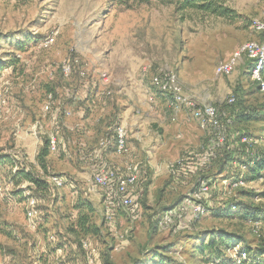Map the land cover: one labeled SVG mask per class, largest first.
Returning a JSON list of instances; mask_svg holds the SVG:
<instances>
[{
	"label": "rangeland",
	"instance_id": "rangeland-1",
	"mask_svg": "<svg viewBox=\"0 0 264 264\" xmlns=\"http://www.w3.org/2000/svg\"><path fill=\"white\" fill-rule=\"evenodd\" d=\"M212 2L215 11L182 8L176 0H0V90L5 100L0 109V160L10 155L15 162H0V264H88L81 242L97 249L94 264H104L107 253L112 264H147L153 257L157 262L160 258L155 255L164 264H208V256L199 257L194 246L199 245L200 235L207 241V233L215 230L238 234L239 248L264 247V218L255 224L237 216L217 218L211 211L190 224L177 218L168 227L150 232L151 220L159 223L162 213L185 200L200 181L212 186L207 205L214 211L241 202L264 215V178L250 180L239 161L248 160L252 153L264 154V94L250 79L244 57L229 75L216 74L220 63L232 60L254 37L252 21L264 15V0ZM51 37L53 42L45 46ZM11 59L14 65H6ZM70 64L71 74L65 76L63 66ZM165 75H173L182 92L198 105L215 106L220 128L202 132L188 116L185 129L189 132L161 144L177 132L165 131L160 119H154L152 129L155 134L160 131L159 142L152 146L144 132L143 147L135 146L132 154V161L139 162L137 189H144L135 207L117 205L120 211L108 212L95 197L77 196L70 186L82 191L84 179L75 175L76 181L67 178L60 190L49 188L40 195L22 182L21 192H14L10 174L19 161L44 178L33 154L51 131L50 117L42 110L49 93L55 108L59 99L71 101L87 91L86 85L93 84L96 95L98 88H109L114 94L103 102L118 97L120 102H114L112 109L119 116L126 108L134 110V102L150 106L148 98L153 96L170 100L169 93L152 85L154 77ZM231 96L235 102L229 105ZM250 109L260 113V120L234 123L235 113ZM230 128L235 137L227 136ZM131 134L129 130L128 144ZM241 135L251 142L242 143ZM182 159L187 168L174 177L175 164ZM49 166L51 174L73 175L70 164L49 160ZM242 192L249 197L240 198ZM27 194L38 201L36 220L27 215ZM64 197L61 206L57 199ZM82 203L90 205L92 213L85 206L79 209ZM81 214H87L88 225L98 227L99 234L75 237L69 231L76 228ZM126 232L121 242L118 235Z\"/></svg>",
	"mask_w": 264,
	"mask_h": 264
},
{
	"label": "crops",
	"instance_id": "crops-1",
	"mask_svg": "<svg viewBox=\"0 0 264 264\" xmlns=\"http://www.w3.org/2000/svg\"><path fill=\"white\" fill-rule=\"evenodd\" d=\"M91 85L92 87L86 85L85 87L87 88V91H83L82 94L80 93L74 100L70 101V99L66 100L58 98L59 101H57V106L60 107L62 114L59 118L49 115V122L52 124L49 134L51 132L56 134L62 141L63 146L58 153L49 155L48 160H53L61 164L67 163L72 165L70 166L72 173H70L73 175H62L66 181L67 178L73 181H76V177L84 179L81 185V188L83 189L82 191L80 189V191H78L77 187L70 186L72 190H75L73 192L74 194L77 196H93L96 200L105 203L106 208L110 209L108 212H116L120 211L117 207V200L119 197L116 190L113 188L102 189L93 187L91 185V180L94 174L99 169L113 168L119 174L125 175L130 173L131 170L139 168V162L137 163L132 161V154L134 152L133 150H135V146L143 147V141L145 140L142 139V134L147 132V135H149L151 139L152 146L156 144V142L158 143V140L160 139V131L155 134L152 129V126L156 124L154 119H160V123L166 126L162 127L165 131H172L173 128V130L177 132L176 136L172 135L171 137H168L169 140H163L161 142V144H166L167 141L174 142L179 137H183V134L186 135L187 132H189L185 129V127H189L186 126L185 123L187 121V117L191 115L185 110L175 111L171 107L169 99L162 95L160 97L153 96L148 98L151 103L150 106L148 105L146 108L144 107V101H140L141 106L139 107V104L137 103L138 105H136V103L132 100L134 102L133 105L135 109L126 108L121 115L117 116L114 113V109H112V104L114 102H120L118 97L114 96L110 99V102L107 100L106 102H103V98L99 97V93L101 91L100 88L97 89L98 91L96 95L94 93L93 84ZM93 95H96V97L94 96L92 99ZM89 107L90 110L87 112L86 110ZM66 110L71 112L70 116H66L64 114ZM116 123L122 124L132 133L130 138L133 139L128 144V152L123 156H117L112 150L108 149L102 151L97 146L100 137L107 133L108 129L111 128L110 126ZM197 126V122L195 121L194 127L197 128ZM38 149H34V159L36 158ZM145 180L146 178L143 177L142 181L145 182ZM143 190L144 189L141 187L138 189V197L142 194ZM71 196H73V194H70V197ZM50 198H56L55 194L53 193ZM58 199L57 201H62L61 203L58 202L61 206L64 200L66 201V197H64L63 200H61V198ZM65 203L66 202H64V204ZM183 203L184 200L182 202L179 201L176 205L171 207L172 210L168 209L169 212L164 211L160 219L164 220V218L169 217L171 223L172 219L175 220L177 218H181L184 225L187 223L190 224L193 217L190 210H182V206L184 205ZM139 216L140 214H137L134 217L138 218ZM42 223L46 224L47 222L46 220H43ZM168 225L166 227H168Z\"/></svg>",
	"mask_w": 264,
	"mask_h": 264
},
{
	"label": "built area",
	"instance_id": "built-area-1",
	"mask_svg": "<svg viewBox=\"0 0 264 264\" xmlns=\"http://www.w3.org/2000/svg\"><path fill=\"white\" fill-rule=\"evenodd\" d=\"M252 29L254 37L245 42L239 49L236 56L224 63H220L216 67V74L220 76L229 75L236 65V62L239 58L244 57L246 61L250 63L249 68V77L250 79L257 83L260 87V91L264 93V83L261 78V72L264 68V15L259 18H255L252 21ZM53 42V38H48L45 41V46H48ZM72 63L77 64V61ZM71 63V64H72ZM67 65L63 66V74L69 76L71 74L72 66ZM105 78V77H104ZM106 80V79H105ZM104 81V80H103ZM152 85L156 88L162 89L165 92L171 95L170 105L175 111L185 110L188 111L191 117L197 122L199 129L202 132L215 131L220 128V122L218 119V111L215 106L211 104H202L198 105L194 99L188 95H185L182 92L181 86L173 75H165L164 79L160 77H154L152 79ZM4 92L0 90V109L5 105V100L3 96ZM114 94V91L105 88L100 91L99 95L103 99L111 98ZM54 96L52 93H49L46 96V100L43 104L42 110L45 114L51 115L52 117L59 118L62 114L60 107H52ZM235 102V97L231 96L228 98L227 103L233 104ZM66 116H70V112L66 110L64 113ZM58 116V117H57ZM36 125H39V122H36ZM108 129L98 140V148L100 150H112L115 155L123 156L128 152V130L122 124L116 123ZM48 139V150L49 154L53 155L58 153L63 143L56 134H49ZM220 143L223 142V137L219 138ZM242 143L249 144L251 141L247 137L240 139ZM185 161L179 160L175 164V172L172 175L175 177L178 175L180 170L186 169ZM245 169V167H242ZM16 167L13 172H15ZM136 169L131 170L128 174H119L113 168H103L99 169L91 180V185L96 188L108 189L113 188L116 190L119 199L117 200L118 204L121 207L126 209L133 208L136 206V201L138 200V189L137 181L138 176ZM178 170V171H177ZM177 174V175H175ZM48 184L53 187L54 190L62 189L66 180L63 176L50 175L46 178ZM236 186V184H234ZM212 193V186L209 181H200L197 186V189L193 191L185 200L182 210L188 209L193 217L192 220H197L210 212V206L207 205L208 197ZM27 206L28 211L27 215L30 220L37 219L40 212L37 210L38 201L33 196L27 194ZM110 225H114V219H110ZM256 222V223H255ZM258 221H254L257 224ZM170 223L169 217L164 218V220L159 221V228H164ZM127 237V232L124 234H119L118 239L121 242H125ZM80 249L85 252V258L88 264L96 263L97 249L89 245L87 242L80 243ZM227 256L233 260L235 264H241L242 261L247 260V254L241 250L239 247H236L227 252Z\"/></svg>",
	"mask_w": 264,
	"mask_h": 264
},
{
	"label": "trees",
	"instance_id": "trees-1",
	"mask_svg": "<svg viewBox=\"0 0 264 264\" xmlns=\"http://www.w3.org/2000/svg\"><path fill=\"white\" fill-rule=\"evenodd\" d=\"M123 1H129V0H123ZM139 3H149L150 1H157L161 3L165 2H171L173 0H135ZM179 5L182 8H196L204 11H210L215 9L212 8V0H176ZM21 48V46H19ZM74 60H72L73 62ZM248 62V61H247ZM15 60H10L9 63L6 65H14ZM74 64V63H73ZM76 65V64H75ZM248 71L250 68V63L248 62ZM74 68V67H73ZM2 65L0 66V70H2ZM261 78L264 83V68L261 72ZM89 86V85H88ZM89 94V93H88ZM264 94V93H263ZM230 105V104H229ZM264 112V107H263ZM236 115L233 116L235 124H246L253 121L260 120V113L253 111L252 109L243 111L242 113H235ZM264 119V113L263 117ZM233 126V125H232ZM227 136L228 137H235L234 131L230 128L227 130ZM227 137V138H228ZM245 136L241 135L240 138H243ZM239 138V140H240ZM230 140V139H228ZM251 154V153H250ZM49 150H48V139L45 137L42 139V145L38 149L35 162L36 165L41 169L43 174V179L37 177L34 172L29 169L27 166L24 165V162H18L16 166V170L14 173L10 174V182L12 183L13 187L16 189V193H20V189L18 187L22 182H26L29 184V186H32L33 190L37 191V193H46V190L50 188V190H53V187H51L46 178L50 175H58L59 174H51L50 172V166H49ZM231 160L233 159L234 162L237 160L236 157H231ZM239 159V158H238ZM241 162V168L245 167V172L249 175L250 180H256L259 178H264V154H256L252 153L248 160L240 159ZM0 162L3 163H9L10 165H15L14 160L10 155H3ZM30 188V190L32 189ZM18 190V191H17ZM13 192V193H14ZM243 193V194H242ZM240 198L249 197L245 192H242ZM139 200V198H138ZM80 209L81 207L85 206L87 213H92V209L90 205H86L82 203L81 205H77ZM256 210V209H255ZM211 213L214 214L217 218H234L238 217L241 219L249 220V221H256L258 219L264 218V215L262 213H257L254 210L245 204L241 202L233 203V205H226L222 208H218L217 211H214V209H210ZM87 214L86 215H80L78 218L77 226L76 228L70 227L69 231L74 234L75 237H78L80 234L83 235H97L99 234V228L93 227V225H88L87 221ZM198 220V219H197ZM150 232H156V230L159 231L158 223H155V221L150 222ZM199 237V245L194 246L195 252L198 254L199 257L203 258L208 256L207 263L208 264H235L233 260H231L227 256V252L229 250H232L236 247H239L240 244H242L241 237L238 236V234L234 233H226L224 231L215 230L211 233H207V241H204L203 234ZM77 239V238H76ZM80 246V243L78 244ZM241 250H243L247 254V260L242 261L241 264H262L264 260V247L257 248V250L250 249V247H240ZM157 254V252H155ZM160 258L159 261H155L156 257H153L151 260L148 261L147 264H164V259H161L160 255H155ZM104 264H112L109 261V254H105L104 256Z\"/></svg>",
	"mask_w": 264,
	"mask_h": 264
}]
</instances>
